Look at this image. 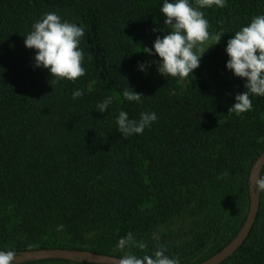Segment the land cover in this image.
Here are the masks:
<instances>
[{
  "label": "trees",
  "instance_id": "trees-1",
  "mask_svg": "<svg viewBox=\"0 0 264 264\" xmlns=\"http://www.w3.org/2000/svg\"><path fill=\"white\" fill-rule=\"evenodd\" d=\"M162 4L0 0V250L63 247L120 257L115 246L132 232L147 242L148 254L158 235L167 255L199 264L242 228L251 171L264 153V97H251L250 112L228 113L246 80L226 68L225 49L236 31L264 14V0L202 9L209 31L224 32L225 45L205 52L184 85L158 76L151 62L160 58L142 51L167 34ZM51 11L84 26L87 69L74 83L62 79L53 87L50 72L34 66L36 50L24 45L32 24ZM126 86L143 102L125 100ZM76 89L84 95L74 100ZM108 96L113 103L98 112L95 105ZM120 111L137 120L154 112L158 119L124 138L115 122ZM222 264H264V193L250 235Z\"/></svg>",
  "mask_w": 264,
  "mask_h": 264
},
{
  "label": "clouds",
  "instance_id": "clouds-1",
  "mask_svg": "<svg viewBox=\"0 0 264 264\" xmlns=\"http://www.w3.org/2000/svg\"><path fill=\"white\" fill-rule=\"evenodd\" d=\"M224 8L227 0H163L160 7L161 14L165 17L164 25L167 34L162 38L157 36L152 48L144 47L143 52L148 55H157V71L165 77L184 80L200 66V60L208 48L220 42L223 31L210 33V23L205 18L202 9ZM157 29H153L156 32ZM85 35L84 26L64 20L56 12L43 14L40 20L34 22L31 31L25 36L26 48L35 49V67L47 69L51 74L49 81L52 87L66 79L75 82L86 75L87 69L84 50L80 47ZM213 43L207 44L208 41ZM154 50V51H153ZM229 59L226 68L234 76L245 79L246 91L235 96V103L228 109V113L237 116L253 110L251 97H264V14L255 15L250 23L241 27L227 41L225 49ZM87 60L91 61L89 54ZM146 65L141 63L140 70H145ZM54 89V88H53ZM91 91V88H89ZM84 95L82 89L72 93V99ZM122 96L129 102L142 103L143 94L135 92L126 86ZM113 103V97H106L103 102L95 105L98 112L105 113ZM158 119L154 112H141L139 119H130L127 112L120 111L116 118L117 131L124 138L133 134H143L146 128ZM219 123V121H218ZM253 193H264V173L256 175L250 180ZM64 225H59L57 231H62ZM154 244L151 254H148V244L144 240H137L132 232L121 237L114 251L123 253L117 264H180L179 257L169 256L167 246L158 243L159 236L153 235ZM131 249H138L145 255L137 256ZM17 255L12 250H0V264H16Z\"/></svg>",
  "mask_w": 264,
  "mask_h": 264
},
{
  "label": "water",
  "instance_id": "water-1",
  "mask_svg": "<svg viewBox=\"0 0 264 264\" xmlns=\"http://www.w3.org/2000/svg\"><path fill=\"white\" fill-rule=\"evenodd\" d=\"M263 170L264 153L261 154L255 162L251 171L250 180L255 179L256 175L262 173ZM261 197L262 193H253L251 191L250 207L247 218L238 234L224 248L199 264H222L245 243L257 221L261 207ZM15 253L17 255L16 264L45 259H66L95 264H117L119 258V256L116 255L63 247L40 248Z\"/></svg>",
  "mask_w": 264,
  "mask_h": 264
},
{
  "label": "rangeland",
  "instance_id": "rangeland-1",
  "mask_svg": "<svg viewBox=\"0 0 264 264\" xmlns=\"http://www.w3.org/2000/svg\"><path fill=\"white\" fill-rule=\"evenodd\" d=\"M210 33H211V32H210ZM213 34H215V33H213ZM210 43H213V41L210 40V41L206 42V45H205V46H207V44H210ZM218 44H223V45H225V43H224V41L222 40V38H221V40H220V42H219ZM218 44H216V45H218ZM216 45H212V46H210V47L208 48V50L214 48ZM208 50H207V51H208ZM207 51H206V52H207ZM34 61H35V60H34ZM156 74H157L158 76H162L161 74L158 73V71L156 72ZM181 83L184 85V84L186 83V80H185V79L182 80ZM179 225H180V223L176 221V223H175L174 226H177V227H178Z\"/></svg>",
  "mask_w": 264,
  "mask_h": 264
}]
</instances>
